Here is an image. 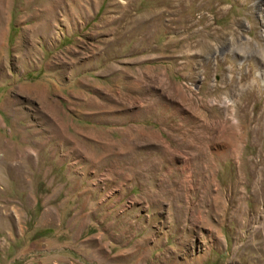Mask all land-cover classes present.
Returning a JSON list of instances; mask_svg holds the SVG:
<instances>
[{
	"label": "rangeland",
	"instance_id": "rangeland-1",
	"mask_svg": "<svg viewBox=\"0 0 264 264\" xmlns=\"http://www.w3.org/2000/svg\"><path fill=\"white\" fill-rule=\"evenodd\" d=\"M262 1L0 0V264H264Z\"/></svg>",
	"mask_w": 264,
	"mask_h": 264
},
{
	"label": "bare ground",
	"instance_id": "bare-ground-1",
	"mask_svg": "<svg viewBox=\"0 0 264 264\" xmlns=\"http://www.w3.org/2000/svg\"><path fill=\"white\" fill-rule=\"evenodd\" d=\"M262 1V0H261ZM263 2V1H262ZM259 3H261V2H259ZM181 6V5H180ZM260 6V5H259ZM263 6V5H262ZM174 7V6H173ZM176 7V6H175ZM170 8H172V7H170ZM181 8V7H180Z\"/></svg>",
	"mask_w": 264,
	"mask_h": 264
}]
</instances>
